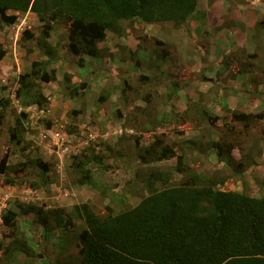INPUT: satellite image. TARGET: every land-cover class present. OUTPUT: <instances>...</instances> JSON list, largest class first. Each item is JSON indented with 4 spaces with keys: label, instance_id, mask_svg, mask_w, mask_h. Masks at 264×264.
I'll return each instance as SVG.
<instances>
[{
    "label": "rangeland",
    "instance_id": "rangeland-1",
    "mask_svg": "<svg viewBox=\"0 0 264 264\" xmlns=\"http://www.w3.org/2000/svg\"><path fill=\"white\" fill-rule=\"evenodd\" d=\"M222 1L228 5L251 3L249 0ZM229 10L228 15L232 16ZM17 14H19L17 22L4 25L1 31L2 42L0 38V51L3 50L4 56H8L7 61L11 65L6 77L0 73V100L11 99L7 121L0 136V158L6 153L14 155L10 158V165L20 168L16 174L8 171L5 175H0V207H2L0 264H9V260L5 259V250L6 245L12 241L9 238L10 230L2 220L6 211L19 212L20 228L36 249L35 257L27 258L20 255L19 260H14L12 264H24V261L32 264H68L71 259L79 255L82 248L80 234L86 229V224L76 206L88 203L101 216L109 213L116 214L136 206L148 193L144 177L151 173L153 168L170 173L168 183L160 185L161 188L181 184L188 176L200 175L216 183L223 178L229 179V187L233 186L252 195H264V120H254L249 126H246V123L235 122L232 120V110L244 106L246 101L210 100L213 96H209V93L223 88L226 84V77H223L226 72H221L218 80L199 73L194 66L201 58V52H196L200 46L198 47V43L194 40L184 47L178 46L182 45L179 40L173 44L167 42L179 34L180 31L176 32V29L187 32L191 36L190 22L185 28L177 27L172 22L170 24L161 22L155 27L140 21L141 27L138 30L134 26L138 20L132 22L129 25L127 37L130 34L139 39L137 53L130 50L124 39L121 40L122 38L108 31L109 37L100 44L105 47L103 49L105 54L102 56L101 53L99 54L98 57L101 56L102 60L91 65L89 75L80 76L85 80L77 84L87 83V87L80 90L75 97L70 96V90H67L69 83L65 80V73H68L65 68L71 66L78 70L81 65L78 60L75 65L70 64L71 61L65 55L63 59L66 63L61 64L59 54L63 50L61 44L67 38L68 27L61 22L57 24L47 42L54 51H52L54 62L49 69L55 68L61 78L56 86L49 88L48 93L53 99L59 100V104L53 107L49 100L46 106L39 107L46 108L45 110L41 112L31 110V115L34 117L28 116L24 121L27 124L34 121L35 127L31 125L30 128L34 130L26 131L18 126L19 136L13 141L11 129L17 125L16 118L22 113L16 103L17 98L19 99L16 96L19 77L31 71L33 61L42 60V57L48 59L44 55L45 39L41 35L42 24L37 15L33 12ZM226 19L228 20V16ZM158 25L161 26L160 30ZM261 27L264 31V22ZM25 29L35 34L34 39L21 40ZM179 38L182 40V37ZM51 40L53 44L50 43ZM159 41H163L164 44H159ZM29 47L35 48V52L30 56L27 55ZM173 48L183 51L186 62L191 63L190 67L182 63L181 57L173 54ZM185 49L186 52H184ZM165 51L168 55L162 56ZM238 51L240 50L236 53ZM242 51L241 56L240 52L237 54L240 58L237 61L240 67L241 64L247 63L254 65L256 63L259 67L264 63L260 48L256 59L253 55L247 54L246 48ZM6 52L7 55H5ZM105 57L108 59L105 60ZM231 57L232 52L229 56L225 55L222 62L227 63V58ZM152 63H160L161 67L152 66ZM198 64L203 63L199 61ZM167 65L171 68L163 70L162 68ZM236 70L229 71L228 76L231 73L234 74ZM159 73H162L158 75L159 78H153V75ZM146 76L151 79L142 81V77ZM173 81L177 83L176 86L172 84ZM95 83L99 85L97 94L91 93L96 89L92 87ZM170 87L171 90L175 88V92L173 90V100L168 103L167 93ZM224 90L227 94L232 92L231 89L224 88ZM148 93H152L151 103V99L147 101L145 98ZM87 97L90 105L85 102ZM100 97H106V99L99 101ZM199 101L216 115H213V121L210 119L212 123L208 121V118L197 113L196 102ZM19 102L24 105L21 100ZM263 105L264 103L260 102L256 112L262 111ZM79 106L83 109L82 113L76 111ZM170 110L173 111V115L167 123L157 127L149 124L148 113L155 117L156 112L161 115ZM49 127L61 128L76 136L71 137L70 154L60 155L56 150H50L49 143L47 144L50 148L41 141L40 134ZM90 132L94 136L88 148H83L80 145L81 139H86L85 136L90 135ZM18 139L21 140L18 141ZM158 139H161L163 148L173 151L175 157L155 161L153 157L148 156L147 159L150 160L142 163L140 154ZM231 141L239 148H236L235 152H240L242 156L241 172L235 171L239 167V162L225 164L213 148L214 143ZM182 153H184L182 166L187 168L184 173L177 170L176 155ZM95 155H99V161H90L88 166L95 173L97 186L79 183L78 174L72 167L79 161V158L75 157L85 160L86 156L96 157ZM35 160L47 163L44 175L40 167L31 163ZM257 168L261 169V172ZM250 169L255 170L257 174L255 183L249 186L250 191H248L246 182L250 174L246 171ZM6 177H14V184H8ZM29 203L53 213L49 217L48 228L52 232H47L48 238L44 237L46 227L39 223L34 213H20L21 204ZM55 211H59L64 220L60 230L55 227Z\"/></svg>",
    "mask_w": 264,
    "mask_h": 264
},
{
    "label": "trees",
    "instance_id": "trees-1",
    "mask_svg": "<svg viewBox=\"0 0 264 264\" xmlns=\"http://www.w3.org/2000/svg\"><path fill=\"white\" fill-rule=\"evenodd\" d=\"M199 2L200 0H0V33L4 25L17 22V13L30 11L41 22V35L45 39L44 55L48 59L42 57V60L33 61L31 71L20 75L17 97L24 106L43 107L48 104L49 99L43 91L42 83L55 81L57 76L55 68L49 69L54 62V51L47 39L60 22L68 27V51L78 56V62L82 65L85 55L99 56V45L105 41L108 31L118 38H126L129 25L136 20L147 23L172 22L177 27L187 28L198 10ZM34 37L33 32L25 29L21 40L31 41ZM39 41L38 39V43ZM159 44L164 43L159 41ZM34 52L35 48H27V55ZM164 55H168V52L165 51L162 56ZM3 56L2 50L0 58ZM155 64L152 63V66L158 68V64ZM162 73L153 75V78H159L158 75ZM142 78V81L151 79L149 76ZM65 80L69 83L67 90H70L72 97L87 86V83L73 84L70 73H65ZM172 84L177 85L175 81ZM260 95L264 98V88ZM173 96L170 87L167 93L168 103L173 100ZM145 98L147 101L151 99V103L152 93H148ZM105 99L106 97H100L99 101ZM0 104L1 136L11 99H2ZM196 108L197 113L212 123L214 114L208 106L199 101L196 102ZM148 115L149 124L157 127L167 123L173 111H165L161 115L156 112L155 117L151 113ZM27 117L26 111L17 116V125L11 129L13 141L19 136L18 126L26 131L34 130L24 121ZM232 120L246 123V126L254 120H264V105L263 110L258 112L234 109ZM160 141L158 139L144 149V153L140 154L142 163L150 160L147 159L148 156L155 161L175 157L173 151L163 148ZM213 148L221 161L228 165L234 162V149H239L232 141L214 143ZM95 156H86L85 160L75 157L79 161L72 167L78 174L79 183L97 186L95 173L88 166L90 161H99V155ZM176 156L177 170L184 173L187 170L182 166L184 153ZM31 163L40 167L43 175L46 173L47 163L41 160ZM242 167L240 163L235 171L241 172ZM19 169L10 165L8 153L0 158V175H5L8 171L16 174ZM6 178L8 184H14V177ZM169 179V172L153 168L144 177L148 193L136 206L116 214L101 216L88 203L77 205L86 229L80 234L82 248L79 255L68 264H264V195H252L233 186L229 187V179L223 178L216 183L200 175L188 176L181 184L161 188L160 185L167 184ZM246 185L250 191L248 181ZM44 209L32 203L21 204L20 213H34L39 223L46 227L44 237L48 238L47 232H52L48 228V222L53 213ZM18 216L19 212L14 210L6 211L2 216L4 224L10 230L9 238L12 239L5 250V259L9 260V264L14 260L18 261L20 255L27 258L36 256L35 246L21 230ZM54 216L55 227L60 230L64 220L59 211H55ZM24 264L32 263L24 261Z\"/></svg>",
    "mask_w": 264,
    "mask_h": 264
},
{
    "label": "crops",
    "instance_id": "crops-1",
    "mask_svg": "<svg viewBox=\"0 0 264 264\" xmlns=\"http://www.w3.org/2000/svg\"><path fill=\"white\" fill-rule=\"evenodd\" d=\"M249 1L251 2L250 4L246 2H242L238 4L228 5L222 0H200L198 10L195 13V16L190 21L189 27L191 31V36L188 35V33L184 29L183 30L186 33L176 29L175 30L176 32L180 31L179 34L177 36L170 38L169 41L167 42L173 44L175 41L179 40V42H181L182 45H178V46L184 47L185 45H190L189 42H192L194 40L196 43H198L197 44L198 47L200 46L199 48L196 49V52L197 53L201 52L200 53L201 60L199 59L194 66L196 70L199 73L201 72L202 75L210 79L215 77L217 80L218 77H221L220 76L221 72L224 71L226 72L223 74V77H226L225 81L227 80L226 84L223 85L224 86L223 88H220L215 92L211 91L209 93V96H213L212 98H210L211 101L241 102L244 100L246 101L245 102L246 104L244 106L234 109L245 110L248 112L250 111L256 112V109L259 108L260 102L261 103L264 102V98H262L260 95V92L263 91L264 88V81H262L264 80V63H262L261 64L262 66L259 67L257 66L256 63L255 65L253 63L241 64L240 67L239 62H237L240 59L239 57H237L238 52H240V56H241V52H243L242 50L245 48L247 50V54L253 55L255 59L258 57V49L260 48L261 56L264 58V31L262 30L261 27L262 23L264 22V0H249ZM228 10H229V14H231L232 16L228 15ZM26 13H30V11ZM227 16H228V20L226 19ZM140 21L141 20H138L136 25H134L136 26L137 30L141 27ZM159 23L161 22L149 23V24L155 25L156 27L157 24ZM239 25L242 26L240 27ZM158 28H159L158 30H160L161 26L158 25ZM108 35L109 33L107 32V37H109ZM179 37H182V40ZM0 38H1V33H0ZM67 39H68V33H67V38L61 44L63 46V50L59 54V56H61L60 62L61 64L66 63V61L63 59L65 55V57H67L71 61L70 64L75 65L77 60H79V57L75 56L74 54L68 51L66 47L68 43ZM123 39L124 41L127 42V45L129 46L130 50L133 53H137V46L139 43V39H137V37L131 36L130 34L128 37L122 38L121 40ZM1 42H2V38H1ZM50 43L53 44L52 40L50 41ZM99 48H100L101 56L104 55L105 53L103 52V49L105 47L99 45ZM237 50L240 51L236 53ZM172 52L173 54H176L177 57H181L182 63L186 67L191 66V63L186 62V58H185L186 56L184 57L183 51L174 50ZM184 52H186V49ZM230 52H232V57L230 59L227 58V63L224 64L222 62V59L224 58L225 55L229 56ZM7 54L8 53L6 52L5 55ZM140 54L142 55V52H140ZM7 57L4 56L3 58H0V73L4 77H6V74H8V71L11 68L10 63L7 61ZM100 57H91L85 55L83 57L84 58L83 64L80 66L78 70L72 68L71 66L66 67L65 71L71 74L72 83L77 85V82H83L85 79L80 78V76L89 75L91 65L94 62L101 61L102 59ZM104 59L106 60L108 58L105 57ZM199 61H201L203 64H198ZM244 62H246V60ZM158 66L161 67L160 63L158 64ZM167 68L169 69L171 68V66L167 65L164 66L162 69L164 70ZM232 69L233 70L237 69V70L235 72L233 71L234 74L231 73V75L228 76V72L231 71ZM254 69L258 71H255ZM59 74L60 73H56L57 80L42 83L43 91L45 95L49 98V100H51V105L53 107L58 106L59 100L53 99L51 96H49L48 90L50 87L52 86L54 87L56 86V84H58V81L61 78ZM18 87H19V83H18ZM92 87H96V89L92 90L91 93L94 92L97 94L99 85L95 83L94 85H92ZM224 88L231 89L232 92L227 94ZM173 90L172 93L174 94L175 90L174 92ZM235 98L237 100H235ZM85 102H87V104L90 105V100L88 97L86 98ZM50 109H48V111H50ZM38 111L41 112L42 109L39 108ZM76 111L82 113L83 109L81 106H79V108L76 109ZM91 136L94 135L91 133ZM235 150L237 149H234L232 153L234 157V161L240 163L242 159L241 153L235 152ZM13 156L14 155L12 156L10 155V158ZM256 162L258 163L259 161ZM257 170L261 172L260 171L261 169L257 168ZM246 173L250 174L247 179L249 182V186H251L256 181L255 176L257 172H255V170L252 171V169H250L247 170Z\"/></svg>",
    "mask_w": 264,
    "mask_h": 264
},
{
    "label": "built area",
    "instance_id": "built-area-1",
    "mask_svg": "<svg viewBox=\"0 0 264 264\" xmlns=\"http://www.w3.org/2000/svg\"><path fill=\"white\" fill-rule=\"evenodd\" d=\"M16 103L18 104V108L20 111L26 110L28 112H31V110L35 109L38 110L39 107L37 105L29 106L28 108H24L23 105L20 104L19 99L17 98ZM44 109H42L43 111ZM30 117H34L30 115ZM34 123V121H33ZM40 138L43 142H51L54 146L58 148V152L60 154H69L71 151L70 146L66 144V136L64 133H61L60 131H54L52 129L45 130L40 134ZM2 212V207H0V215ZM1 219V216H0ZM3 220V219H2Z\"/></svg>",
    "mask_w": 264,
    "mask_h": 264
},
{
    "label": "clouds",
    "instance_id": "clouds-1",
    "mask_svg": "<svg viewBox=\"0 0 264 264\" xmlns=\"http://www.w3.org/2000/svg\"><path fill=\"white\" fill-rule=\"evenodd\" d=\"M17 96V95H16ZM20 100V99H19ZM30 106H32V105H30ZM38 106V105H37ZM23 107L24 108H28L29 106H24L23 105ZM39 107V106H38ZM46 109V108H45ZM44 109V110H45ZM23 111H26V110H23ZM22 111V112H23ZM27 113H28V116H30L31 115V112H28V111H26ZM30 125H33V127H35V124H33L32 122H31V124ZM49 129H52V130H54V131H60L61 133H64L65 134V136H66V144H68L69 146H70V149H71V137H72V135L73 134H71V133H68V132H66V130H63V129H55L54 127H49V128H46L45 130H49ZM44 130V131H45ZM74 137H76L75 135H73ZM86 137V139H81V143H80V145L83 147V148H86L87 146H89L90 144V142H91V140H92V137L93 136H91V134L90 135H88V136H85ZM73 139H75V138H73ZM90 140V141H89ZM42 141V140H41ZM43 142V141H42ZM44 143H46V145L48 146V144L47 143H49V145H50V150H52V149H54V150H56L57 152H58V148L56 147V146H54L53 144H51V142H44ZM45 145V147L46 148H48L47 146ZM88 148V147H87ZM59 153V152H58ZM71 153V152H70ZM69 153V154H70ZM60 154V153H59ZM61 155V154H60ZM68 155V154H67Z\"/></svg>",
    "mask_w": 264,
    "mask_h": 264
}]
</instances>
